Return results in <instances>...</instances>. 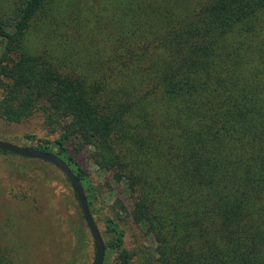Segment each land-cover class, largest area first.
<instances>
[{"label": "trees", "instance_id": "obj_1", "mask_svg": "<svg viewBox=\"0 0 264 264\" xmlns=\"http://www.w3.org/2000/svg\"><path fill=\"white\" fill-rule=\"evenodd\" d=\"M0 48V118L43 117L26 138L81 180L104 264H264V0H0Z\"/></svg>", "mask_w": 264, "mask_h": 264}, {"label": "rangeland", "instance_id": "obj_2", "mask_svg": "<svg viewBox=\"0 0 264 264\" xmlns=\"http://www.w3.org/2000/svg\"><path fill=\"white\" fill-rule=\"evenodd\" d=\"M29 134L54 138L45 129L40 114L18 124L0 118V141L36 148L37 142L26 138ZM69 149L92 181L103 184L107 178L100 175L92 161L93 149L82 146L77 139L69 144ZM123 191L117 188L120 198L129 207ZM122 225L127 232L129 250L148 243L130 218ZM98 226L103 233L104 223L98 221ZM79 229L84 233L81 249L76 248L71 234V230ZM0 238L17 264H94L96 260L94 240L66 175L48 162L4 152H0Z\"/></svg>", "mask_w": 264, "mask_h": 264}, {"label": "water", "instance_id": "obj_3", "mask_svg": "<svg viewBox=\"0 0 264 264\" xmlns=\"http://www.w3.org/2000/svg\"><path fill=\"white\" fill-rule=\"evenodd\" d=\"M0 149L24 158L46 161L56 166L66 175L80 202L85 222L94 240L96 250V260L94 264H104L106 256L105 241L95 221V218L91 213L83 184L81 180L75 175L70 166L56 154L45 152L32 147L24 148L8 142L0 141Z\"/></svg>", "mask_w": 264, "mask_h": 264}]
</instances>
